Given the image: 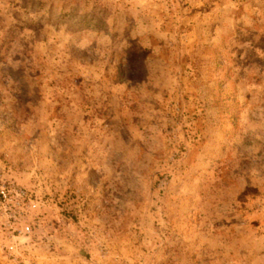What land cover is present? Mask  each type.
<instances>
[{
	"label": "rangeland",
	"instance_id": "rangeland-1",
	"mask_svg": "<svg viewBox=\"0 0 264 264\" xmlns=\"http://www.w3.org/2000/svg\"><path fill=\"white\" fill-rule=\"evenodd\" d=\"M0 174V264H264V0H0Z\"/></svg>",
	"mask_w": 264,
	"mask_h": 264
},
{
	"label": "built area",
	"instance_id": "built-area-1",
	"mask_svg": "<svg viewBox=\"0 0 264 264\" xmlns=\"http://www.w3.org/2000/svg\"><path fill=\"white\" fill-rule=\"evenodd\" d=\"M27 195L22 190H16L14 187L7 185L1 179L0 174V213L5 215L7 219L20 218V213L25 208H35L34 204H25ZM28 201V200H27ZM27 205V206H26ZM17 209V210H14ZM20 210V212H18ZM18 234H27L30 232L29 226L21 227Z\"/></svg>",
	"mask_w": 264,
	"mask_h": 264
}]
</instances>
